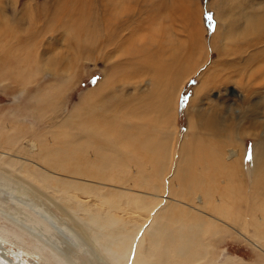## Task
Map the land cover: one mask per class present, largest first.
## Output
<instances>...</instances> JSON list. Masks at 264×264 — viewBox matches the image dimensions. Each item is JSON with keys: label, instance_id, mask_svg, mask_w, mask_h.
<instances>
[{"label": "rangeland", "instance_id": "374dc122", "mask_svg": "<svg viewBox=\"0 0 264 264\" xmlns=\"http://www.w3.org/2000/svg\"><path fill=\"white\" fill-rule=\"evenodd\" d=\"M83 1L0 0V167L13 162L29 181L59 183L96 211L119 203L116 213L147 247L159 249L184 224L199 230L187 231L193 241L203 236L193 249L211 252L216 264H264V201L253 193L264 173V0ZM91 103L105 114L96 126L112 121L106 138L124 143L81 144L80 113ZM131 120L133 144L134 132H121ZM191 123L202 144L192 162L189 148L180 154L194 137ZM96 146L109 156L105 165L85 163L83 152L90 148L93 162ZM195 173L216 216L175 205ZM4 186L0 207L21 220L48 216L60 250L105 263L48 203ZM5 221L0 213V224L13 227Z\"/></svg>", "mask_w": 264, "mask_h": 264}, {"label": "bare ground", "instance_id": "6f19581e", "mask_svg": "<svg viewBox=\"0 0 264 264\" xmlns=\"http://www.w3.org/2000/svg\"><path fill=\"white\" fill-rule=\"evenodd\" d=\"M81 4L84 7L91 6V4L87 0L81 2ZM81 4L79 5L80 8L82 7ZM111 15L112 13H110L107 17L109 22H111L113 19V16L111 17ZM81 17H86V15L82 13ZM100 20H102V17ZM19 50L21 49H18V51ZM23 50L25 51V49H22V51ZM169 103V99L167 101L165 100V104L163 106L164 115L167 117V120L170 119L168 109ZM152 104L153 106H157L159 104V99L157 101H153ZM36 107L38 106L36 105ZM102 107V103L97 106H95L94 103H91L85 106L80 113V117H82L78 123L79 129H77V133L83 134L85 136H83V142L81 141V144L84 147L88 146L91 143V141L87 140L86 138H91L96 144L107 146L113 143L116 145L124 143L123 139L121 138V140L119 141H114L109 137L106 138V134L114 133L115 131V127L113 126L112 121H105L106 124L103 123L102 125H100V128L96 126L95 117L97 116V113L100 112L99 116L97 117H103L105 115L103 113L104 110ZM136 118L138 117H135L134 119ZM104 119L105 118L103 117V120ZM91 121L94 122V127L88 128L87 124ZM131 124L132 120L128 125H121V132L123 133L126 129L133 131L135 136L130 137V140L133 144V142H135L137 140V137L139 138V136L136 132V124ZM152 125L158 130L159 116L156 117L154 121H152ZM192 126V123L189 124V131L192 130ZM139 129L142 130L141 127H139ZM192 134L193 136L195 134L193 130ZM258 137L261 138V136ZM116 139H119V137H117ZM260 141L264 142V140ZM201 145L202 144L196 135L189 143L183 142L180 151L181 157L184 155L185 150L189 148V159L190 162H192L193 155L195 154L196 156H198L200 154L199 152L201 151ZM145 146L146 142H142L139 145L140 148H143ZM88 150H90V148L85 149V151L83 152L85 154V163L87 164L93 165L102 163L103 165H105L107 162V158L109 159L105 148L96 146L91 151L95 153V159L93 162H91L90 160H87ZM41 157L43 159V155ZM10 163V167H0L1 185L9 187L13 191L19 193V195H23V197L26 194L31 196V198H33L34 200L36 199L38 201L48 203V206L52 207L54 213L59 214L60 218H65L70 222L71 225L69 226H71L75 230L72 231L79 234L81 238L89 244L88 246L92 245L94 247V251H96L100 258L105 261L104 264H216L215 261L211 259L209 260V255H211V252L208 253L203 252L199 249H193L195 243L197 245L204 244L203 236L201 235L199 239L193 241L196 235L187 236V231L189 230L195 234L199 230L192 231V228H189L184 224L179 225L176 228V231L171 232L168 239L159 247L160 253L162 255L160 256L159 260V249L147 247L145 245V241L143 240L142 234H133V232H131L128 228V221L122 218L124 216L116 213V210L121 209L119 207V203H116L112 200L111 202H108V205H110V207L107 210H93L87 204H85L86 202L71 201L72 198L69 197L77 199V196H75V194H70V196L67 195V193L69 192L67 187L60 185L59 183H55L53 187H44L43 185H38L36 182L25 179L22 175L23 172L21 173V168H13L14 163ZM80 172V170L76 171V173ZM194 178L195 182L190 186L189 195L182 196L180 193V195L177 194V197L173 198L178 202L175 205L180 209H186V206L192 210L202 211L204 213L210 214L211 216H216V214L213 215L214 213H216V211L213 207H211L209 203L211 195L210 190L207 187L205 189H202L196 173L194 175ZM253 182L254 186L257 185V190L253 192L254 198L262 199L264 201V173L261 178H256ZM13 184H16L17 187L13 186ZM72 186L75 187L76 185L73 184ZM203 186H205V184H203ZM54 189L59 190L60 193H54ZM64 189L66 190L65 194L68 197L65 196L64 193H62V191L64 192ZM41 211L43 210H39V213ZM43 212H46V210ZM189 212L192 211L189 210ZM0 213L3 214L4 218L6 219L5 222H7L8 220V222H10L13 226L12 228H6V224H0V242L2 244L4 243L3 246L0 245V264H16V261L10 258L9 255L11 254V256L15 255L17 259L19 258V260L22 261L23 264H94L92 263V261L86 259L78 253L72 252L73 248L71 251L67 249L69 251L68 252L65 249L68 247H64L65 250H60L58 248V245H55V241L51 239V230L55 226L52 225L53 227L51 228L47 223L48 220L46 221V219L48 218V216L46 218L45 215H30L28 218H26V220H21L17 214H14L2 207H0ZM34 213H36V211H34ZM54 213L50 212V215H53ZM197 215L203 222L206 221L202 214ZM217 218L220 219L219 217ZM50 223H52V221ZM16 229L22 230L25 235L17 233ZM55 233L57 234L58 231ZM198 240H200V242H197ZM78 251L80 250L78 249ZM96 264L101 263L97 262Z\"/></svg>", "mask_w": 264, "mask_h": 264}, {"label": "snow or ice", "instance_id": "6c2138e0", "mask_svg": "<svg viewBox=\"0 0 264 264\" xmlns=\"http://www.w3.org/2000/svg\"><path fill=\"white\" fill-rule=\"evenodd\" d=\"M207 20H208V22H209L210 25H211V23H212V21H213V17H212V15H208V16H207ZM248 159H251V156H249Z\"/></svg>", "mask_w": 264, "mask_h": 264}]
</instances>
